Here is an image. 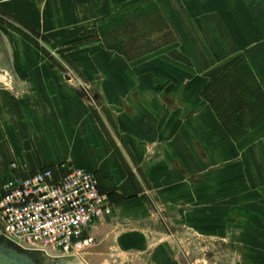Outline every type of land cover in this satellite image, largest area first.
<instances>
[{
	"label": "crops",
	"instance_id": "obj_1",
	"mask_svg": "<svg viewBox=\"0 0 264 264\" xmlns=\"http://www.w3.org/2000/svg\"><path fill=\"white\" fill-rule=\"evenodd\" d=\"M144 8L153 15L139 28L162 25L165 44L158 32L134 53L122 35L77 42ZM0 13L16 23L0 20V60L10 61L0 64V182L19 174L12 162L21 175L59 165L90 171L109 196L113 235L124 220L148 224L149 190L175 199L176 184L207 164L204 153L229 150L259 194L247 213L264 219V0H0ZM21 23L50 53L69 48L102 109L84 104ZM119 244L139 251L145 239L130 230Z\"/></svg>",
	"mask_w": 264,
	"mask_h": 264
},
{
	"label": "rangeland",
	"instance_id": "obj_2",
	"mask_svg": "<svg viewBox=\"0 0 264 264\" xmlns=\"http://www.w3.org/2000/svg\"><path fill=\"white\" fill-rule=\"evenodd\" d=\"M150 10L144 8L127 13L118 19L110 31L100 28L87 33L77 42L90 38L94 40L95 37L105 42V37L108 41L113 36L122 35L127 43L126 49L134 53L139 43L147 45L149 42L151 46L153 41L158 42V32L160 43L165 44L171 38L169 32L162 29V25L139 28L138 22L142 21L143 16L153 15ZM8 19L14 29L15 20L12 17ZM22 27V31L31 34L35 43L47 53L49 60L62 67L65 82L81 91L84 104L96 111L102 109L88 83L70 66L68 56L65 55L69 48L60 53H50L45 49V39L32 34L24 25ZM153 28L158 31L154 32ZM140 29L144 35H138ZM153 34L155 40L151 38ZM130 56L136 58L134 54ZM216 151L209 155L204 153L208 156L207 164L176 184L175 199H161L159 188L149 190L147 194L150 202L146 215L148 224L140 227L130 220L120 222L122 226L119 231L113 232L111 236L110 245L116 249L115 252L106 248L104 253L102 248L104 254L98 261L91 260V257L86 262L66 258L60 264H264V219L260 214L247 213L250 202L253 206L261 205L259 198L256 199L258 192L249 191V169L240 162L242 158L239 153ZM130 230L144 236L145 246L139 251L119 244L120 235ZM152 248L155 251L153 254Z\"/></svg>",
	"mask_w": 264,
	"mask_h": 264
},
{
	"label": "built area",
	"instance_id": "obj_3",
	"mask_svg": "<svg viewBox=\"0 0 264 264\" xmlns=\"http://www.w3.org/2000/svg\"><path fill=\"white\" fill-rule=\"evenodd\" d=\"M0 182V236L49 259L98 261L111 247L112 205L83 168L45 167ZM103 248V252L101 249Z\"/></svg>",
	"mask_w": 264,
	"mask_h": 264
},
{
	"label": "water",
	"instance_id": "obj_4",
	"mask_svg": "<svg viewBox=\"0 0 264 264\" xmlns=\"http://www.w3.org/2000/svg\"><path fill=\"white\" fill-rule=\"evenodd\" d=\"M39 253L18 247L0 236V264H41Z\"/></svg>",
	"mask_w": 264,
	"mask_h": 264
},
{
	"label": "flooded vegetation",
	"instance_id": "obj_5",
	"mask_svg": "<svg viewBox=\"0 0 264 264\" xmlns=\"http://www.w3.org/2000/svg\"><path fill=\"white\" fill-rule=\"evenodd\" d=\"M9 17L10 16L6 17V16H4V15H2L0 13V18L3 19V22L8 27V29L13 27L11 25L10 19H8ZM0 64L8 68L9 67V64H10V61H9L8 58L1 59L0 60ZM39 254H40V263L41 264H60V261L62 260V259H49V258L45 257L43 254H41V253H39Z\"/></svg>",
	"mask_w": 264,
	"mask_h": 264
},
{
	"label": "trees",
	"instance_id": "obj_6",
	"mask_svg": "<svg viewBox=\"0 0 264 264\" xmlns=\"http://www.w3.org/2000/svg\"><path fill=\"white\" fill-rule=\"evenodd\" d=\"M14 19V18H13ZM15 20V19H14ZM22 24V23H21ZM23 25V24H22ZM26 27V25H24ZM32 34L35 33L36 35H38V33H36L33 29H31L30 27H27ZM22 34L27 37L28 39H30L31 41L35 42V39L31 36V34H28L27 32L22 31ZM39 36V35H38ZM79 41V40H78Z\"/></svg>",
	"mask_w": 264,
	"mask_h": 264
},
{
	"label": "bare ground",
	"instance_id": "obj_7",
	"mask_svg": "<svg viewBox=\"0 0 264 264\" xmlns=\"http://www.w3.org/2000/svg\"><path fill=\"white\" fill-rule=\"evenodd\" d=\"M86 264H88V263H86Z\"/></svg>",
	"mask_w": 264,
	"mask_h": 264
}]
</instances>
